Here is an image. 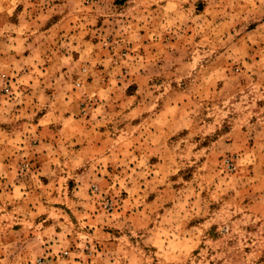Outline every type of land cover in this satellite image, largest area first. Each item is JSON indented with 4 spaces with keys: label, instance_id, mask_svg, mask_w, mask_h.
I'll list each match as a JSON object with an SVG mask.
<instances>
[{
    "label": "rangeland",
    "instance_id": "rangeland-1",
    "mask_svg": "<svg viewBox=\"0 0 264 264\" xmlns=\"http://www.w3.org/2000/svg\"><path fill=\"white\" fill-rule=\"evenodd\" d=\"M0 264H264V0H0Z\"/></svg>",
    "mask_w": 264,
    "mask_h": 264
}]
</instances>
